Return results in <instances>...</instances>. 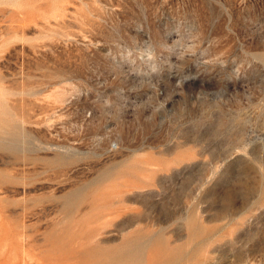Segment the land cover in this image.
Returning <instances> with one entry per match:
<instances>
[{
    "label": "rangeland",
    "instance_id": "1",
    "mask_svg": "<svg viewBox=\"0 0 264 264\" xmlns=\"http://www.w3.org/2000/svg\"><path fill=\"white\" fill-rule=\"evenodd\" d=\"M156 244L264 264V0H0V264Z\"/></svg>",
    "mask_w": 264,
    "mask_h": 264
},
{
    "label": "bare ground",
    "instance_id": "2",
    "mask_svg": "<svg viewBox=\"0 0 264 264\" xmlns=\"http://www.w3.org/2000/svg\"><path fill=\"white\" fill-rule=\"evenodd\" d=\"M164 252H165V248L163 246L156 244L147 252L146 264H169V262L167 261L164 260L162 261ZM261 254H262L261 258L264 259V253Z\"/></svg>",
    "mask_w": 264,
    "mask_h": 264
}]
</instances>
